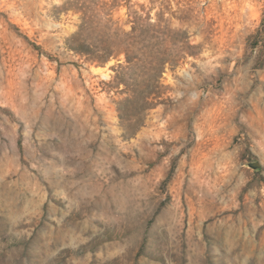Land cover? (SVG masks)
Masks as SVG:
<instances>
[{
	"label": "rangeland",
	"instance_id": "rangeland-1",
	"mask_svg": "<svg viewBox=\"0 0 264 264\" xmlns=\"http://www.w3.org/2000/svg\"><path fill=\"white\" fill-rule=\"evenodd\" d=\"M64 1L0 0V264H264V0H171L199 54L131 136Z\"/></svg>",
	"mask_w": 264,
	"mask_h": 264
},
{
	"label": "trees",
	"instance_id": "trees-1",
	"mask_svg": "<svg viewBox=\"0 0 264 264\" xmlns=\"http://www.w3.org/2000/svg\"><path fill=\"white\" fill-rule=\"evenodd\" d=\"M121 7H126L124 19L115 16ZM172 9L171 0H65L61 6L79 17L67 48L86 63L116 61L109 86L124 87L118 90L126 96L117 111L127 135H134L145 125L148 111L169 98L167 69L199 54L189 30L193 19L184 15L188 10Z\"/></svg>",
	"mask_w": 264,
	"mask_h": 264
},
{
	"label": "bare ground",
	"instance_id": "bare-ground-1",
	"mask_svg": "<svg viewBox=\"0 0 264 264\" xmlns=\"http://www.w3.org/2000/svg\"><path fill=\"white\" fill-rule=\"evenodd\" d=\"M94 69H97V70H98V69H100V68H99V67H94Z\"/></svg>",
	"mask_w": 264,
	"mask_h": 264
}]
</instances>
